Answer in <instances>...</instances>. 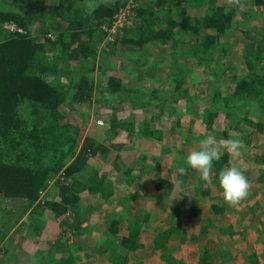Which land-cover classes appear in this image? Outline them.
Instances as JSON below:
<instances>
[{
    "label": "trees",
    "instance_id": "trees-1",
    "mask_svg": "<svg viewBox=\"0 0 264 264\" xmlns=\"http://www.w3.org/2000/svg\"><path fill=\"white\" fill-rule=\"evenodd\" d=\"M89 1L0 0V203L25 199L15 211L0 206V215H5L0 216V233L8 235L6 243L2 241L0 245V264L14 262L13 253L19 248L17 242L27 239L28 232L37 226L31 224L29 216L36 211L39 213L45 205L52 207L55 214H71L68 226L85 229L96 222L89 221L92 211L82 204L81 192L91 193V208L103 213L101 208L115 188L111 181L114 175L123 179L121 185L125 188L131 187L127 192L130 199L138 194L136 190L140 186L149 190L152 188L148 197H156V201L163 198L158 194L172 189L174 182L169 184L168 178L165 179L159 172V177L151 174L152 168L160 166V153L151 148L152 144L149 145L148 156L141 153L137 156L131 149L141 137L148 134L161 137L163 128L174 127L182 119V115L178 116L180 108L165 107L164 99L180 101L184 120H187V103L190 110L203 108L204 127L218 136L235 137L239 134L249 145L256 141L258 134L264 133V16L260 18L264 0H242L245 5L243 11L235 6L229 7L225 0H187V3L186 0L184 3H179L182 0H135L136 6L132 7L134 15L129 23L135 26L137 35L132 33L133 28L129 24L113 40L108 38L102 25L112 21L114 13L125 0H91L92 4ZM205 4L202 16L188 13L187 5L198 7ZM240 13L243 20L238 18ZM9 19L19 24L23 31H7L3 22ZM247 20L249 26L245 27ZM232 28L238 29L243 39L241 61L244 66L238 72H228L231 66L223 58L228 51L227 44L219 39ZM251 29L255 30V39L251 36ZM189 30L196 32L195 38L185 37L184 33ZM49 31L55 37H49ZM150 44L164 48L169 56L191 57V70L196 64L200 68L210 64L215 74H222L217 79L219 85L213 84L214 80H207L204 89L187 97L188 85L184 83L191 78V74L190 78L188 76L189 69L169 65L168 61L167 67L153 60L150 65L147 64V54L153 53L148 48ZM214 48L218 50L216 57ZM105 51L111 52L112 58H107ZM119 52H122L121 56ZM212 60L214 64L209 63ZM158 70H162L156 76L158 86L149 88L151 92L147 95L149 99L156 97L163 100L159 102V99L148 108V113L163 117V124L155 129L148 126V120L137 122L120 118L113 101H128L139 108L148 106L149 99L142 96L144 86L139 84V80L144 71L154 75V71ZM114 71H117L116 74ZM196 75L193 73V79ZM104 97H109L107 108L102 104ZM84 103L88 104L86 111L94 106L95 116L91 121L81 108ZM252 108L257 111V118L251 116ZM174 112H178L175 123L171 121ZM95 118H100L101 122H96ZM123 128L128 132L122 135L123 140H118L119 131ZM108 132L115 133L106 135ZM110 136H114L115 141L108 143L106 141ZM128 140H133V146H125ZM154 146L163 150L161 142H154ZM246 150L249 147L243 154H247ZM92 157L98 160L90 165L88 161ZM171 158L180 160L174 152ZM229 158L225 153L214 162L212 183L200 188L204 195L206 189L213 190L219 185V171L232 164ZM181 166L184 167V164ZM244 173L250 179V172ZM173 174L177 176L175 181L186 178L176 170ZM54 176V182L48 185ZM257 180L264 181V171ZM166 182L168 188L163 185ZM41 190L51 194L55 192V198L40 202L38 196ZM177 191L184 196L182 186L179 185ZM219 193L216 195L214 192L221 197ZM257 193V190L251 192L253 201ZM196 197L199 195L196 194ZM168 198V207L173 215L184 213L187 209V217L197 215L195 205L188 202L187 196L183 197L186 202L181 211L177 207V198ZM127 199V206H130ZM212 207L215 210L223 208L215 201ZM255 208L260 207L257 204ZM27 209L28 214L17 222ZM84 221H87V226H81ZM121 222L122 218L119 221V218L112 217L106 223L108 232L117 240V247L111 249L110 260L114 264H141L131 263L124 250L135 246L138 229ZM45 223L44 239L50 240L57 235V230ZM209 223H201L200 227L202 233L206 229V238L211 232L207 228ZM248 224V221L240 222L232 230L230 240L238 242ZM196 234L190 229L187 238L192 235L196 238ZM158 237L162 239V236ZM67 239V236L61 235L54 242L50 241L46 248H30L28 253L33 260L39 258L44 263L75 264L81 258L78 257L80 253L75 242H68ZM106 243L104 241L103 244ZM227 243L229 239H226ZM100 244L98 240L96 256L100 255ZM197 245L200 251L191 264H216L206 251L207 247ZM258 260V254L253 250L249 264H257ZM216 261L229 264V260L224 258ZM175 262L185 264L182 259H175ZM171 263L174 264L172 259Z\"/></svg>",
    "mask_w": 264,
    "mask_h": 264
},
{
    "label": "rangeland",
    "instance_id": "rangeland-1",
    "mask_svg": "<svg viewBox=\"0 0 264 264\" xmlns=\"http://www.w3.org/2000/svg\"><path fill=\"white\" fill-rule=\"evenodd\" d=\"M89 3L92 4V1L90 0ZM205 7L206 4L198 7L187 5L188 13L195 16H202L205 13ZM260 9L262 10L260 18H263L264 3L261 5ZM242 16L243 14L240 13L238 18L243 20ZM129 24L130 23L128 22V24L124 26V30H122L121 32L125 31V27ZM131 24L130 26L132 27L133 25ZM244 26H249V20L245 22ZM132 28V33L137 35V31L134 29L135 26ZM254 31L255 30H253L251 34L253 39H255L256 36V33ZM253 34L255 36H253ZM184 35L185 37H189L190 39H192L195 38L197 34L195 31L189 30L188 32L184 33ZM241 38L242 37L239 30L236 28H232L228 33L222 34L219 38L227 44L226 48L229 51V53L227 51V53H225L223 57L231 66V68L228 69V72L234 70L238 72L244 66V62L241 61V53L243 52V39ZM149 48L152 49L154 53L147 54V64L150 65V61L153 60L155 62H159L162 66L167 67L166 61H168L169 65L172 64L173 66L187 67L189 69L188 76L190 78L191 74V78L189 81H187V83H184L188 85L187 97L191 96L193 92L197 93L202 88L204 89V82L207 80H214L212 83L215 85H219V80L217 79L222 76V74H215L212 71L210 64L206 67L203 66L201 68L197 67L198 64H196L191 70L190 68L193 63L191 57H183L181 55L169 56L168 52L164 48H160V50L155 45H149ZM217 51V48H214L215 57L217 55ZM104 53L107 58H112L113 56L111 52L106 53L105 51ZM121 53L122 52H119L118 55ZM118 58L119 60L121 59V57ZM115 61L118 60L115 59ZM197 62L199 63V61ZM209 63L214 64V60ZM161 71L162 70L154 71V75H148L147 73H144L145 71L141 74L139 84L144 86V91L142 92L143 97L148 98L147 94L151 92L149 88L158 86L156 76H159ZM193 73L197 74L194 79ZM224 79L225 81H227L226 76L224 77ZM156 94L158 95L157 91ZM160 94H162V90ZM159 99L160 98L157 99L156 97L150 98L149 105L141 106L140 108L130 105L128 101L121 102L119 100H116V102H113L115 103L116 110L120 112V118L126 120L134 119L137 122L148 120V126L150 128L156 129L163 124V117L158 118L153 115H149L148 108L154 106ZM162 100L163 99H160L159 102H162ZM163 102L165 104V107H170L175 110L176 108H180L179 115L178 112H174L172 115L173 117H171V121L175 123V118L177 117V115H182V119L180 120V122L175 124L176 126L174 127H168L167 129L166 127L163 128V132H160L161 137H153L148 134L142 141L140 139L139 142L134 143V146L133 140L130 141L131 139L128 140L127 143H125V146H133L131 149H133V153L137 156L139 153L148 156L149 151L151 150L149 145L152 144L151 148L155 149L156 153H160L161 155H158L160 159L159 168H152L151 174L155 177H159V175L157 174V172H159L162 177H164L165 179L168 178L169 184L174 182L172 189L164 194H158L163 198H161L159 201H156V197H148L149 192L152 191V188L149 190L148 188L140 186L136 190L138 194L134 196V199H130L127 192H129L131 187H129L128 189L125 188L123 185H121L123 179H121L119 175H114L111 178V181L113 183V187L115 188L113 189L114 191L110 194V198H108V200L104 203V206L101 208V212H103L101 214L100 212L96 211L97 209L91 208L93 195H91V193L87 191L83 192L81 194L82 196L80 200L81 202H83L82 204H85V207H87L89 211H92L90 213L91 217L89 221L91 220L93 222H96L92 224L94 226L96 225L95 227L97 228V232L94 228H88V230L87 228L79 229L75 228L73 225L75 231L72 233V236L68 237V242H75V245L77 246V249L80 253L78 254V257H81L75 264H114L110 260V253L112 248L117 247V240L108 232L106 228V223L112 217L119 218V221L122 218L121 223L126 222L127 225L129 224L132 228L138 229V236L135 246H133V248L131 249H124L125 252H127L129 261L131 263L140 262L141 264H173L171 263L172 259L174 261V264H178L175 262V259H182L185 264H191L198 257V253L200 251V248H198L197 244H200L201 246L204 244L207 247L206 251L210 256H212L211 258L216 264H220V262L216 261L217 259L223 260V258L229 260V264H249V259L253 250H255L256 254H258L259 256L257 264H264V181L257 180V178H259V175L264 171V133H262L261 135L258 134L256 141L250 142L249 145L246 143V141H244L245 148L243 149L242 154L238 159H233L232 157L229 158L232 164H236L243 172H250L249 181L251 184L247 199L242 201L241 204L235 208L229 207L223 202L222 196H216L217 192H220L219 194L221 195L219 185L216 186L213 190H211V188L206 189L205 197L200 188L205 186L206 182L202 181L199 178V175L194 171L185 175L186 178L184 181H175V179H177V176L173 174L174 170H176L178 166H181V164H184V167H187L185 157L190 151L198 147L199 141L208 133H210L211 130L206 129L202 122L203 108L198 107L192 108V110H190L189 104L187 103V120H184L183 107L179 100L164 99ZM109 104V97H104V107L107 108ZM81 108H83L85 113L90 116V121V118L92 119L94 117V109H92L91 111L90 109L86 111V109L88 108V104L85 103L81 105ZM251 111V116L253 118H257V111H255L253 108ZM95 121L101 122L100 118H96ZM244 131L246 130H243L242 132ZM119 132L120 134L118 140H123L124 138H122V135H124L125 132H128V130L126 128H123ZM230 132L240 131L230 130ZM114 133L115 132H108L106 135H112ZM213 133H215L216 135V132ZM216 137L217 139L234 138L232 136L225 137L223 135H216ZM235 137L242 138L241 136H239V134L235 135ZM107 140L108 141L106 142L111 143L115 141V138L114 136H110ZM154 142H161V147L164 151L161 148L159 149V147H155ZM247 147H249V150H246L247 154H243ZM131 149L129 151H131ZM173 152L177 155V159L180 160H174L171 158ZM126 154L128 155V150H126ZM97 160L98 159L92 157L88 161V164H96ZM149 167L152 166L149 165ZM123 178H126V176H123ZM54 179L55 176L51 179V182H54ZM50 184L51 183L49 181L48 185ZM163 185L165 188H168L167 182ZM179 185L184 188V196H181L180 192L177 191V187ZM254 187L256 188L255 191L257 190L258 193L255 195V199L253 201V198H251L253 197L251 196V192L253 191ZM51 189L52 186L49 188V190ZM214 192L216 193V195L214 194ZM54 193L55 192H53V194ZM53 194L45 190L43 198H40L39 201L43 202L42 200H47L53 197L55 198ZM196 194H198L199 197H196ZM186 196L188 198V202H191V204L195 205V208L198 212L197 215L187 217L188 209L184 213L173 215L168 207V197L177 198V207L181 211L186 202H184L183 197ZM127 198H129L130 200V206H127L129 204ZM214 201L217 202V205L221 204L223 208L220 210H215L212 207V202ZM22 202H25V199L21 200L20 198H18L12 200V202L0 203V206L3 205L7 208H10L11 211H15L16 208L20 204H22ZM257 204L260 208L254 209ZM28 211L29 209L25 210L17 222H20L21 219L28 214ZM29 219L31 220V224L34 223V226L37 225L36 229L30 230V232H28L27 239L23 238L22 240L24 241L17 242L19 248L15 249V252L12 256V262L14 261V264H51L50 261L47 263L40 262L39 258L33 260L30 257L31 255L28 253V251L30 250V248H33L32 250H34L35 248L44 249L47 247V245L51 244V242H48V240L44 239L45 236L43 235V229L47 227V224L45 222H48V225H51V227L57 230L58 233L60 232L61 234H65L67 236L66 232H68L69 230L68 223L71 222V214H55L52 207L45 205L39 210V213H37V211L35 212V214L31 213ZM207 221L211 222L208 224L209 227L207 226L208 230L211 231L208 238H206L204 235L206 233V229L204 228L205 231H203V233L200 230L201 225L206 224ZM244 221H248L249 224L245 227V232L240 237V240L238 242L230 240L232 230L237 228L240 225V222ZM81 226H87V222ZM190 229L197 233L196 238H193V235L191 238H187V231H189ZM70 230H73V228H71ZM104 231L105 237L107 238V243L102 247H98V254H100V256H93L91 254H95V251L97 250V248L93 246L95 244L94 235H96L97 233L100 234L102 240ZM184 232L185 234H182ZM58 233L57 235H55L56 237L58 236ZM85 233L87 234V237L83 235ZM158 236H162V239ZM213 236L214 238H212ZM58 237H60V235ZM7 238L8 235L2 236V233H0V242L3 241L6 243ZM226 239H229V243H227V245L225 244ZM155 241L157 243L162 242V244L157 245Z\"/></svg>",
    "mask_w": 264,
    "mask_h": 264
},
{
    "label": "clouds",
    "instance_id": "clouds-1",
    "mask_svg": "<svg viewBox=\"0 0 264 264\" xmlns=\"http://www.w3.org/2000/svg\"><path fill=\"white\" fill-rule=\"evenodd\" d=\"M225 3L240 11L245 7L242 0H225ZM244 148V141L239 137L217 139L215 133L210 132L199 141L198 147L185 157L187 167H178L176 171L182 176L194 171L202 181L212 183L214 162L219 161L225 153L233 159H238ZM218 183L223 202L233 208L247 199L251 188L249 179L236 164L219 171Z\"/></svg>",
    "mask_w": 264,
    "mask_h": 264
},
{
    "label": "built area",
    "instance_id": "built-area-1",
    "mask_svg": "<svg viewBox=\"0 0 264 264\" xmlns=\"http://www.w3.org/2000/svg\"><path fill=\"white\" fill-rule=\"evenodd\" d=\"M133 6H136L135 0H125L123 4L118 8V10L114 13L112 21L108 25H102V28L107 31L108 38L113 40L115 35L120 33L123 30L124 26L128 24L131 17L134 15V11L132 10ZM3 26L7 31L10 32L23 31V28L11 19L4 21ZM48 36L53 38L55 37V34L49 31ZM59 178H61V174ZM44 191L45 190L40 191L38 199L43 198Z\"/></svg>",
    "mask_w": 264,
    "mask_h": 264
},
{
    "label": "crops",
    "instance_id": "crops-1",
    "mask_svg": "<svg viewBox=\"0 0 264 264\" xmlns=\"http://www.w3.org/2000/svg\"><path fill=\"white\" fill-rule=\"evenodd\" d=\"M184 1L185 0H182L181 2H179V3H184ZM178 3V4H179ZM186 3H187V0H186ZM177 5V4H176ZM134 34V33H133ZM135 35V34H134ZM150 45H152V44H150ZM149 46V45H148ZM149 48V47H148ZM161 50V49H160ZM168 52V51H167ZM153 53H154V51H153ZM152 53V54H153ZM117 70H119V69H117ZM117 72V71H116ZM116 72H115V74H116ZM120 72H123L122 70L120 71ZM119 74V73H118ZM103 104V103H102ZM93 106V105H92ZM94 107V106H93ZM93 107L90 109V111L93 109ZM94 112V111H93ZM88 115V114H87ZM91 115V114H90ZM94 116H95V112H94ZM89 115H88V120H89ZM92 119L90 118V121H91ZM95 120H96V118H95ZM144 139V137H141V141ZM256 188L254 187V189L253 190H255ZM85 192V191H84ZM83 192H81V194H82ZM80 194V195H81ZM82 196V195H81ZM81 196H80V198H81ZM87 221H84L83 223H82V225H84L85 223H86ZM96 226V225H95ZM94 225L91 227H89V228H94L95 230H96V232H97V228L95 227ZM69 227V230H68V232H66L67 233V238L69 237V236H72V233L75 231L74 229L73 230H70L71 228H72V226H68ZM85 228V227H84ZM87 228V227H86ZM87 230H88V228H87ZM87 230H86V232H87ZM58 233V232H57ZM71 233V234H70ZM98 233H99V231H98ZM96 234V235H94V238H95V244L93 245L94 247H96V244H97V242H98V240L99 241H101V244H100V247H102V246H104V241H106V237H105V231L103 232V237H102V240H101V235L100 234ZM76 234V233H75ZM61 236V235H63V236H66L65 234H61L60 232L58 233V236ZM84 236H86L87 237V234L85 233V234H83ZM57 236V237H58ZM56 236H52L51 237V239L50 240H48V242H54L55 241V239L57 238H55ZM87 239V238H86ZM67 241H69V239H67ZM87 242H88V240H87ZM2 244V242H0V245ZM90 244V243H89ZM91 255H93V256H96V255H94V254H91ZM100 256V255H99Z\"/></svg>",
    "mask_w": 264,
    "mask_h": 264
}]
</instances>
